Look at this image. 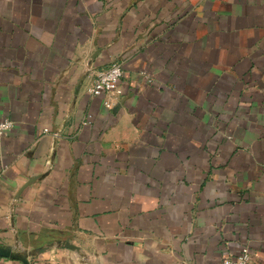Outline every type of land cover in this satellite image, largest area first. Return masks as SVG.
I'll use <instances>...</instances> for the list:
<instances>
[{"label":"crops","instance_id":"obj_1","mask_svg":"<svg viewBox=\"0 0 264 264\" xmlns=\"http://www.w3.org/2000/svg\"><path fill=\"white\" fill-rule=\"evenodd\" d=\"M5 117L0 245L29 264H264V0H0Z\"/></svg>","mask_w":264,"mask_h":264},{"label":"built area","instance_id":"obj_2","mask_svg":"<svg viewBox=\"0 0 264 264\" xmlns=\"http://www.w3.org/2000/svg\"><path fill=\"white\" fill-rule=\"evenodd\" d=\"M121 75L120 62L112 60L107 66L94 72V77L88 86V91L94 95H103L104 104L110 107L112 105L111 93L118 87ZM12 125L11 119L7 117L0 119V136L5 135L12 128ZM43 131H47V128H43ZM249 260V249L244 245L237 253L224 256L219 264H248Z\"/></svg>","mask_w":264,"mask_h":264},{"label":"water","instance_id":"obj_3","mask_svg":"<svg viewBox=\"0 0 264 264\" xmlns=\"http://www.w3.org/2000/svg\"><path fill=\"white\" fill-rule=\"evenodd\" d=\"M58 243H60L63 246L70 247V248H75L76 246L73 245L72 243L66 241V240H60ZM45 247H37L33 251H30V253H35V252H41ZM28 255L29 253L24 252L20 253L12 249L11 247L5 246V245H0V256H8L11 258H17L19 259L22 264H29L28 260Z\"/></svg>","mask_w":264,"mask_h":264}]
</instances>
